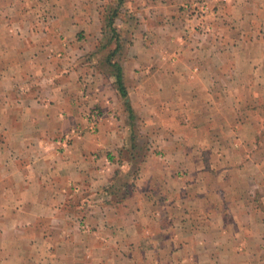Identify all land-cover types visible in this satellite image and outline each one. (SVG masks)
Returning <instances> with one entry per match:
<instances>
[{"label":"crops","instance_id":"1","mask_svg":"<svg viewBox=\"0 0 264 264\" xmlns=\"http://www.w3.org/2000/svg\"><path fill=\"white\" fill-rule=\"evenodd\" d=\"M102 3L0 0V264H262L241 221L263 213L249 195L264 187V0L232 54L196 36L174 65L139 47L123 63L135 148L113 68L87 61L111 40Z\"/></svg>","mask_w":264,"mask_h":264},{"label":"rangeland","instance_id":"2","mask_svg":"<svg viewBox=\"0 0 264 264\" xmlns=\"http://www.w3.org/2000/svg\"><path fill=\"white\" fill-rule=\"evenodd\" d=\"M232 2L236 3L237 1L124 0L119 3V0H103L100 10L101 21H103V33L106 34L108 39L111 38L112 43H108L107 40L103 41L104 43H102V45H105V47L99 45L97 51L95 46L96 43H90L89 49L96 52L95 55H91L90 58H87V61H91L92 57H94L96 60L103 63V66L110 68L105 62L106 56L112 49L114 50L116 46H118L119 49L116 55H114L113 60L120 63L122 66L128 58L131 59L133 56L137 55L136 49L138 47L139 49L147 48V50L151 51L155 65L164 63L166 66L174 65L176 64L175 54L177 55L179 49L186 48L187 45H190V41L192 40L193 42L196 36L202 37L198 38V41H200L198 45L205 43L210 46V44H212L215 49L219 48L225 50L227 55L232 54L233 52L227 50L229 48L230 51H232V47L234 46L235 48L236 46L234 42L236 38L235 25L240 20L238 17L244 15L248 21V19L251 18L250 16L255 14V10L251 8L254 0L241 1V3H246L247 5V9L244 11L234 9V4H232ZM112 9L117 10V15L114 18L113 26H109ZM223 21L229 22V24H227L229 29L223 24ZM262 21L264 22V19ZM262 28H264V23L262 24ZM223 33L227 35V40L221 39ZM245 41H248V43H245L247 50L252 51L255 49L253 40L246 39ZM131 51L134 53H131ZM229 59L231 58L229 57ZM94 109L97 108H93L91 111ZM115 111L118 113L117 109H115ZM134 114L137 115L135 112ZM134 121L132 128L134 140L136 143L145 146V138H141V125L138 120ZM87 126L89 127L88 120ZM138 135L141 137L139 138ZM148 143L149 142H147V144ZM138 154L137 160L134 161L135 163L137 162L136 166L139 165L145 153L140 150ZM128 179L131 180L130 177H128ZM249 197L254 199L253 201L252 199L250 200V204L253 207L258 204L262 207L263 213H260L261 218L257 217L258 213H245L241 224L253 229L256 241L257 230H255L253 226L260 228L262 249L260 250V255H255L254 257H259L260 263L264 264V187H261V191L257 190L256 193H251ZM48 225L49 221L43 223V226ZM29 230H37V227L30 225ZM249 236L251 240H253V235L249 234ZM241 238L242 237L237 241H243ZM24 242L27 241L24 240ZM26 248L28 249L26 250L27 255H30L33 249L31 246ZM57 263L58 262H54L53 264Z\"/></svg>","mask_w":264,"mask_h":264},{"label":"trees","instance_id":"3","mask_svg":"<svg viewBox=\"0 0 264 264\" xmlns=\"http://www.w3.org/2000/svg\"><path fill=\"white\" fill-rule=\"evenodd\" d=\"M122 1H124V0H119V3H121ZM116 15H117V10L112 9L110 21H109V26H113L114 18L116 17ZM108 43H112V40H110ZM118 49H119L118 46H116V48L114 50L112 49V51H110L109 54L106 56L105 60H106V63L108 65H110L111 68H113V72H114L116 79H117L116 83H117L119 93H120L121 97L124 99V104L126 106V110L129 112V119L131 122H133L135 119V116H134V111L132 109V106H131V103L129 100L127 87H126V85L124 83V79H123V67L120 63L113 60V57H114V55H116ZM135 146H136V141L133 138L132 147L135 148ZM143 156L141 158V161L143 160ZM131 159H133L134 161L137 160L136 155H134V157L132 156ZM138 171H139L138 167H135L133 170V173H131V175H130L131 179L134 177V175H136L138 173Z\"/></svg>","mask_w":264,"mask_h":264},{"label":"built area","instance_id":"4","mask_svg":"<svg viewBox=\"0 0 264 264\" xmlns=\"http://www.w3.org/2000/svg\"><path fill=\"white\" fill-rule=\"evenodd\" d=\"M87 120L89 123V131L95 132L99 126V123L101 121L102 114L98 109L90 110L87 114ZM76 134V131H70L65 133L60 139H58V143L63 146H68V144L72 141L74 138L73 135Z\"/></svg>","mask_w":264,"mask_h":264}]
</instances>
